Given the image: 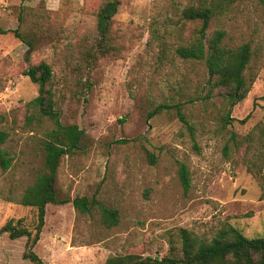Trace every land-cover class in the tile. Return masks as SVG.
<instances>
[{"label":"rangeland","instance_id":"rangeland-1","mask_svg":"<svg viewBox=\"0 0 264 264\" xmlns=\"http://www.w3.org/2000/svg\"><path fill=\"white\" fill-rule=\"evenodd\" d=\"M106 0H0V129L12 166L0 170V228L23 219L35 232L37 210L16 200L43 168L42 139L49 119L27 121L38 85L24 74L46 61L64 124L84 129L82 149L64 157L57 173L61 197H96L119 211L107 228L98 211L81 214L71 202L48 204L34 247L42 264H105L125 252L169 255L170 236L186 228L209 240L226 224L249 237L264 235V5L259 0H119L109 38L97 50V12ZM214 6L209 33L225 44L249 43L247 96L230 106L209 93L204 61L176 54L201 26L183 11ZM32 42V50L17 37ZM91 54V55H89ZM182 102L189 129L160 104ZM35 111H33L34 113ZM248 116L244 123L224 117ZM150 155H153L152 158ZM189 171L185 190L180 164ZM12 197V199H11ZM26 237L0 234V264L23 258Z\"/></svg>","mask_w":264,"mask_h":264},{"label":"trees","instance_id":"trees-1","mask_svg":"<svg viewBox=\"0 0 264 264\" xmlns=\"http://www.w3.org/2000/svg\"><path fill=\"white\" fill-rule=\"evenodd\" d=\"M264 5V0H259ZM119 0H106L97 12L96 28L98 33L97 50L105 55L113 49L110 44V30L113 18L118 11ZM215 15L214 6L188 7L183 16L189 20H199L201 26L186 44L176 48V54L183 59L204 61L209 77V93L218 89L232 107L242 101L250 91L251 82L245 70L250 62L252 47L249 43L237 46L225 44L226 31L216 28L209 33L211 21ZM6 33L8 30H2ZM14 34L29 46L33 44L17 29ZM91 55V54H89ZM24 74L38 85V95L28 101L27 108L32 110L27 121L49 119L53 127L46 131L42 139L43 168L35 181L29 185L16 199L25 207L37 210L35 232L23 224V219H9L1 228L0 234L7 233L11 239L25 236L26 244L23 258L35 264H42V259L34 247L40 239L45 223L46 206L48 204H65L71 202L81 214H92L98 211L101 223L107 227L117 226L120 220L119 211L102 203L96 197L76 196L72 199L60 196L57 189V173L61 161L82 149L85 137L84 129L77 124H64L56 107L55 94L51 87L53 72L49 63L40 61L28 67ZM264 100V95L261 97ZM176 108V114L189 128L192 125L182 111V102L176 104H160L151 116L166 108ZM33 111H35L33 113ZM248 116L237 119L226 115V123L238 121L244 123ZM9 137L8 131L0 129V170H8L13 163L10 152L3 147ZM154 158L153 155H150ZM179 175L185 190L190 188V176L184 163L180 164ZM12 199V197H11ZM169 255L159 257L138 256L125 252L109 256L105 264H264V235L249 237L231 224L223 226L215 236L207 240L189 229L179 228L170 236Z\"/></svg>","mask_w":264,"mask_h":264}]
</instances>
